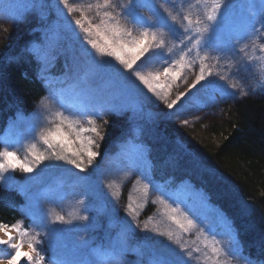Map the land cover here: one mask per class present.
<instances>
[{"label":"rangeland","instance_id":"374dc122","mask_svg":"<svg viewBox=\"0 0 264 264\" xmlns=\"http://www.w3.org/2000/svg\"><path fill=\"white\" fill-rule=\"evenodd\" d=\"M226 1L232 3V11L221 8L215 12L217 20L209 21L215 5ZM129 3L0 0V17L6 16L0 19L1 36L7 31L12 38L24 26L39 29L42 42L34 50L41 61L40 78L47 84V93L26 117L10 122L9 143L0 150L14 153L11 163L17 165L7 167L9 161L0 156V162L5 163L0 183L17 185L24 193V216L0 230V239H8L10 234L12 243H20L22 251L31 255V261L22 258L19 264H80V259L92 255L96 235L103 231L106 236L111 227L115 233L109 231L110 250L120 255L107 256L104 264H156L176 259L182 264H260L241 254L231 223L201 190L188 182L174 188L153 181L146 170V146L141 140H121L114 152L105 155L104 162L98 160L112 127L135 126L147 119L152 125L168 126L182 143L195 137L205 139L204 128L228 100L261 94L264 11L260 6L264 0H138L133 7L144 20L140 23L131 21L124 11ZM15 11H23L20 20L7 19ZM158 13L165 16L167 26L158 22ZM235 14H242L235 23L245 21V28L239 26L240 33L234 30L237 25L229 29ZM41 17L46 20L43 25ZM112 29L119 30V37L113 36ZM142 39L148 51L126 67L113 49L120 51L123 59H131L132 54L120 50L119 45ZM200 75L204 78L197 81ZM97 79L105 85L101 94L96 89ZM82 92L107 98L111 93L120 103L114 113L91 116L73 106V94ZM181 93L185 95L168 108ZM90 119L102 139L89 131L93 127ZM134 130L138 137V127ZM88 139L94 141L91 150L98 153L91 165L87 153L80 151ZM138 152L142 153L139 165L133 162ZM41 155L45 159L37 163ZM71 159L82 161L84 171L71 164ZM20 164L33 171L24 172ZM30 177L39 180L29 183ZM167 193L178 199H169ZM30 196L38 200L39 214L48 221L63 216L71 223L56 224L54 233L41 228L30 215ZM181 213L195 221L187 231L180 227L184 222ZM85 215L87 221L80 219ZM130 232L138 242L131 247ZM127 249L130 254L124 255ZM11 252L7 245H0V258ZM96 253H100L98 247ZM94 258L92 255L91 260Z\"/></svg>","mask_w":264,"mask_h":264},{"label":"trees","instance_id":"16d2710c","mask_svg":"<svg viewBox=\"0 0 264 264\" xmlns=\"http://www.w3.org/2000/svg\"><path fill=\"white\" fill-rule=\"evenodd\" d=\"M226 4L229 13L232 3L226 1ZM22 14L23 11H15L7 19L18 21ZM241 16L235 14L229 29L237 25L234 30L240 33L241 27L245 28L243 19L235 23ZM156 18L162 26H167L165 16L158 13ZM45 22L41 17V24ZM24 27L12 38L7 31L0 35V137L5 136L11 121L26 117L37 100L47 93V86L37 76L40 66L34 48L42 42L39 29ZM212 117L203 130L205 139L195 137L183 143L169 132L168 126L152 125L147 119L135 124L138 137L131 124L112 127L101 145L98 163L114 152L121 140H141L146 146V170L153 181L166 187L188 182L201 190L231 223L241 254L264 264V91L228 100L222 112ZM2 145L0 139V150ZM23 205L24 193L19 186L0 183V225L10 226L22 218ZM109 231L115 233L111 227L106 236L103 231L96 235L91 252L96 258L91 260L89 254L83 264H104L107 254L113 257ZM127 235L130 247L138 244L132 233Z\"/></svg>","mask_w":264,"mask_h":264},{"label":"snow or ice","instance_id":"6c2138e0","mask_svg":"<svg viewBox=\"0 0 264 264\" xmlns=\"http://www.w3.org/2000/svg\"><path fill=\"white\" fill-rule=\"evenodd\" d=\"M138 3V0H130V3L127 7L126 10H124L126 12V14L128 15L129 19L135 23H140L142 22L141 17L135 12V9L133 7L134 4ZM228 7L227 4H216L215 5V11L214 14L209 15L208 19L209 21H215L217 20V16L215 14V12H219L221 8H224V10ZM261 10L264 11V5H261ZM79 23V21L77 22ZM255 30V29H253ZM113 31V36L114 37H119L120 32L118 29H112ZM217 39L219 40L220 38L217 37ZM211 41V33L209 34V40L206 42V46L208 44H210ZM115 42V41H114ZM146 43L145 40H136L131 42V44H120L119 45V49L120 50H125L129 53L132 54L131 59H123L120 55V51H117L116 49H113V52H115L116 56L118 59H121V62L124 63L126 65V67H131L132 63L138 59L140 56H142L144 54V52L148 51V49L144 46ZM226 43V42H225ZM93 46H96L95 43L93 42ZM165 75L169 74V69H165ZM203 75H200L197 77V81L203 79ZM141 79L143 80L144 78L141 77ZM146 84L148 83L147 80L144 81ZM149 87L151 88V85L149 84ZM191 87V86H189ZM74 98H75V103L73 106L78 107L81 111L84 112H88L90 113L91 116H95V117H99L101 116V114L103 115H108L110 113H114L117 109V107L119 105H117V103L110 98H107L103 95H92V94H88V93H74ZM185 93H181L180 96L177 97V100L173 101L172 104H168V108H172L173 105H175L177 103V101L180 100V98L182 96H184ZM99 109V110H97ZM90 123L93 124V127H91L89 129V131H91L92 133H95V135L97 137H102L101 132L97 129V127L94 124V120L89 121ZM81 132L85 131V129L81 128L80 129ZM57 134H59V130H57ZM44 142L49 144V146L51 147V143L50 141L45 138ZM62 143L67 144L68 141H62ZM94 143V141L92 139H88L87 143L81 146L80 151L86 152L87 153V157H88V164L91 165L93 162V159L97 156V152L92 151L91 150V145ZM78 155V153L76 154ZM0 156H3L5 158V160H8V164L7 167L9 168H15L17 167L16 164L11 163V159L14 158L15 154L12 152H8L5 151L3 153H0ZM45 159L44 156H38L36 158L37 163L41 160ZM142 160V153H136L133 157V162L136 163L137 165H139L140 161ZM71 164L75 165L76 168L80 169L81 171H84V168L82 167V161L78 162L77 159H71L69 161ZM24 172L26 173H30L33 171V168L26 165V164H20L19 165ZM5 168V163L0 162V169H4ZM39 180V177H30L29 178V183L32 182H36ZM148 185H145V188H147ZM159 187V186H157ZM58 195V194H57ZM166 195H168L169 199H178L176 196L174 195H170L169 193H167ZM29 212L30 215H32L34 221H36L38 223V225L47 230L48 232H56V224L58 223H64V224H68L71 223V221H67L64 219L63 216H57L55 218L54 221H48L43 215L39 214V202L38 200H35L33 197H29ZM177 211V209H172V212L175 213ZM181 215L184 216V222L180 223L178 221V223H180V227L184 230L187 231L189 229L190 226H193L195 221L192 218H189L188 215L186 213H181ZM175 216H172V219L175 220ZM80 219L87 221L89 219V217L87 215L80 217ZM8 226L6 225H0V230H6ZM13 227H16L15 225ZM145 229H147V225L144 226ZM7 234V233H6ZM169 239H171V234H169ZM0 245H7L8 247H10L12 249V252L10 254H8L6 256V258H0V264H19V262L21 261L22 258H27L29 261H31L32 257L29 253L23 252L22 251V246L20 243H12V236L10 234H8V239H0ZM33 246L32 244H29V248L31 249ZM181 247H183L181 245ZM233 251H238V250H233ZM114 256H119L120 252L117 251L113 254ZM188 255H191V253H188ZM56 264H69L68 261H57ZM156 264H182V262L178 259L176 260H172V261H168V260H158L156 262Z\"/></svg>","mask_w":264,"mask_h":264},{"label":"bare ground","instance_id":"6f19581e","mask_svg":"<svg viewBox=\"0 0 264 264\" xmlns=\"http://www.w3.org/2000/svg\"><path fill=\"white\" fill-rule=\"evenodd\" d=\"M35 58H36V60H37V62H38V64H39V66H41V61H40L39 57H38V56H35ZM37 76L40 78L39 70H37ZM96 84H97L96 89L100 90V94H101L102 91H103V88H102V87H103V86L105 87V85L102 84V82H101L99 79L96 80ZM101 88H102V89H101ZM107 90L110 92V87H109V89H107ZM103 96L107 97L106 95H103ZM109 97H110V99H113V100L117 103V105H119L120 102H117L118 100H117V98H114V95H113V94L110 93V96H109ZM40 98H42V97H40ZM40 98H39V99H40ZM39 99H38V100H39ZM38 100H37V101H38ZM2 146H4V145H2ZM1 149H2V148H1ZM105 157H106V156L103 157L102 162H104ZM221 212H222V211H221ZM222 213H223V212H222ZM130 233H131V232H130ZM234 235H235L236 243H237L238 241H237V236H236V231H235V230H234ZM122 247H123V246H122ZM124 251H125V250H124ZM124 251H123V252H124ZM123 252H122V253H123ZM123 254L128 255V254H129V253H128V249H127Z\"/></svg>","mask_w":264,"mask_h":264}]
</instances>
